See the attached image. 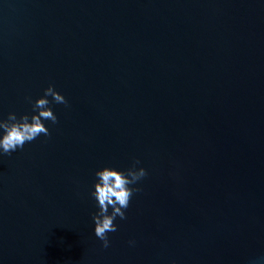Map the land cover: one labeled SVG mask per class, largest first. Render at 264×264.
I'll return each instance as SVG.
<instances>
[{"label":"water","instance_id":"obj_1","mask_svg":"<svg viewBox=\"0 0 264 264\" xmlns=\"http://www.w3.org/2000/svg\"><path fill=\"white\" fill-rule=\"evenodd\" d=\"M49 84L50 136L0 153V264H264V0H0V118ZM136 159L105 248L95 172Z\"/></svg>","mask_w":264,"mask_h":264},{"label":"clouds","instance_id":"obj_2","mask_svg":"<svg viewBox=\"0 0 264 264\" xmlns=\"http://www.w3.org/2000/svg\"><path fill=\"white\" fill-rule=\"evenodd\" d=\"M48 97L52 100L50 101ZM29 100L31 101V98ZM51 103L67 105L68 101L52 84H49L44 89V94L32 103L31 116L25 113L17 117L15 112H9L6 119L0 118V153L10 155L41 135L50 136L51 133L44 121H51L53 124L58 122L56 114L50 107ZM138 164L140 161L136 159L126 170L105 166L95 172L97 180L91 195L97 201L98 211L93 213L92 219L95 224V236L103 242L105 248L110 243L108 233L117 231V224L114 221L117 217L126 219L125 210L133 194L140 191L134 185L147 175L146 169L137 167Z\"/></svg>","mask_w":264,"mask_h":264}]
</instances>
